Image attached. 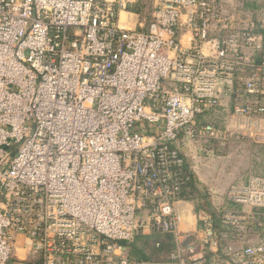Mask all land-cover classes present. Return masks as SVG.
Wrapping results in <instances>:
<instances>
[{
    "label": "built area",
    "instance_id": "1",
    "mask_svg": "<svg viewBox=\"0 0 264 264\" xmlns=\"http://www.w3.org/2000/svg\"><path fill=\"white\" fill-rule=\"evenodd\" d=\"M235 1L224 14L222 0H151L141 32L119 15L142 0H0V264L16 236L40 264H146L124 254L146 234L172 237L173 264L217 252L207 217L200 237L178 233L180 143L219 141L227 126L199 119L220 108L239 132L261 129L264 4ZM226 199L264 225V179ZM224 250L219 264H264V234Z\"/></svg>",
    "mask_w": 264,
    "mask_h": 264
},
{
    "label": "crops",
    "instance_id": "2",
    "mask_svg": "<svg viewBox=\"0 0 264 264\" xmlns=\"http://www.w3.org/2000/svg\"><path fill=\"white\" fill-rule=\"evenodd\" d=\"M261 4H264V0L246 2L245 8L247 10H256L262 6ZM150 7L151 0H142L138 5L131 6L129 12L125 13L129 16V19L122 21V16L121 14L119 15V25L126 29L145 32L150 21ZM234 7H236V1L222 0L224 14L233 12ZM181 42L184 48L188 49L189 36L185 34L181 38ZM223 104L224 107H231L227 100H224ZM199 121L203 123L214 121L222 131H224L223 128L225 126H227L229 131L223 132L219 141H212L206 145L202 143H180L181 151L185 155L187 168L193 177L195 190L190 198L176 205V210L181 218L178 233L196 239L200 237L198 217H207L216 225V217L219 214L221 222L224 224L220 225V229L222 226L229 233L232 230L233 234L227 235V233H223L226 238H224L225 240L217 249V252L216 250H207L195 257L196 259H203L204 264H219L220 257L225 259L224 249H230L233 253L238 252L245 246L255 244L264 234V225L259 223L258 220L256 222L255 219L257 217V209L244 213L239 205L226 199L228 189L233 185L245 184L247 181L245 177L256 166L259 151L262 146L264 147V120L261 121L260 131L253 133L239 132L235 119L226 118L225 108L206 113L203 117H200ZM247 147L248 150L245 149ZM259 211L261 212V210ZM226 215L233 216L234 219L237 218L238 224L236 227L229 225L232 221H229V218H225ZM141 237L139 240L150 245H155L158 241L157 238L149 234ZM15 239L17 244L13 251L14 257L8 264H40L32 258L24 238L16 236ZM131 253L130 248L126 247L124 254L127 257H131ZM220 253H223V256L217 257ZM207 255H209L208 261H206ZM156 259L146 264H173L169 261L168 255L162 254Z\"/></svg>",
    "mask_w": 264,
    "mask_h": 264
},
{
    "label": "trees",
    "instance_id": "3",
    "mask_svg": "<svg viewBox=\"0 0 264 264\" xmlns=\"http://www.w3.org/2000/svg\"><path fill=\"white\" fill-rule=\"evenodd\" d=\"M185 167H186L187 171L189 172V170L187 168L186 160H185ZM189 177H190L189 182L186 184L185 190L183 193L185 195L186 199L190 198L192 196V194L194 193V190H195L193 177H192L190 172H189ZM261 214H262V211L256 212V216H257V217H255L256 222H257V220L259 222L262 221V218L260 217ZM216 221H217L216 225H215V223H212V224H213L214 232L216 233V235L218 237V242H219V247H220L221 244H223V242L225 240L224 238H226V237H224L225 235L223 233H227V235L228 234L231 235V234H233V231L231 230L229 233V231H227V230L225 231L224 230L225 228H223L222 226L220 229V225H224V224L221 222V218H220L219 214L216 217ZM152 235L158 239V241L155 245L143 243L141 240H139L142 237L138 236L135 238V240L131 244H129L127 246L132 251L131 257H128L129 260L134 261L136 263H148V262H152L154 260H157L156 259L157 257L164 254V255H168V259L170 261L169 255L172 252V250L174 249V247H173L174 242H173L172 237L169 235L163 236L160 234H152ZM220 255L223 256V254L220 253L217 255V257H220ZM208 256L209 255H207L206 261H208V259H209Z\"/></svg>",
    "mask_w": 264,
    "mask_h": 264
},
{
    "label": "rangeland",
    "instance_id": "4",
    "mask_svg": "<svg viewBox=\"0 0 264 264\" xmlns=\"http://www.w3.org/2000/svg\"><path fill=\"white\" fill-rule=\"evenodd\" d=\"M121 16H122V18H121L122 21L129 19V16L126 15L125 13H122ZM232 140H234V139H232ZM246 144H248V143H246ZM245 149L248 150V147ZM246 152H248V151H246ZM246 175H247V173H246ZM250 177H259V178L264 179V147L263 146H262L261 150L259 151V156L257 157V163H256L254 170L251 171L250 174L247 175L245 178H247V180H248Z\"/></svg>",
    "mask_w": 264,
    "mask_h": 264
}]
</instances>
